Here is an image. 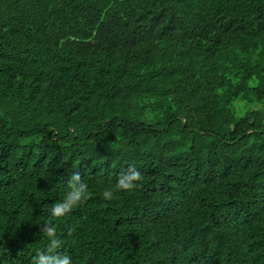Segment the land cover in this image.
<instances>
[{
  "label": "trees",
  "instance_id": "16d2710c",
  "mask_svg": "<svg viewBox=\"0 0 264 264\" xmlns=\"http://www.w3.org/2000/svg\"><path fill=\"white\" fill-rule=\"evenodd\" d=\"M45 224L73 264H264V0H0L3 264Z\"/></svg>",
  "mask_w": 264,
  "mask_h": 264
},
{
  "label": "clouds",
  "instance_id": "9594fccd",
  "mask_svg": "<svg viewBox=\"0 0 264 264\" xmlns=\"http://www.w3.org/2000/svg\"><path fill=\"white\" fill-rule=\"evenodd\" d=\"M142 180V173L137 167L131 165L119 174L115 188L121 191H133L140 186ZM67 186L68 192L65 198L50 210L53 217L66 216L88 197V183L79 172H73L68 177ZM102 195L104 200L111 201L114 198V191L110 187ZM42 233L46 234L47 244L44 251H37L33 256L32 264H73L71 256L60 251L62 245L56 235L57 228L54 225L45 224L42 226ZM4 256H9V253L2 242L0 243V258ZM0 264H3L2 260H0Z\"/></svg>",
  "mask_w": 264,
  "mask_h": 264
}]
</instances>
